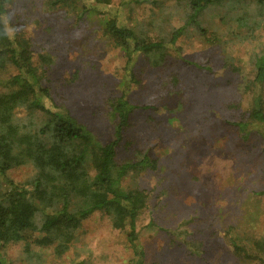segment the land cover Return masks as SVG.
Masks as SVG:
<instances>
[{
    "label": "rangeland",
    "instance_id": "rangeland-1",
    "mask_svg": "<svg viewBox=\"0 0 264 264\" xmlns=\"http://www.w3.org/2000/svg\"><path fill=\"white\" fill-rule=\"evenodd\" d=\"M49 1L14 0L8 21L32 39L37 63L39 54L51 57L43 83L56 103L107 142L113 134L107 105L120 91L123 51L105 31L107 16L85 11L82 0L60 7H50ZM244 2L238 11L257 16L258 6ZM111 9L121 21L154 37H168L185 24L186 11L175 0H114ZM224 14L225 9L211 6L200 18L204 35L189 25L163 57L158 52L137 63L130 100L138 105L152 100L158 108L131 115L128 146L122 144L119 157L134 160L145 145L158 160L156 169L123 182L137 183L148 194L149 204L136 219L145 264H264V252L254 245L264 238V196L258 194L264 189V141L253 125L243 141L225 122L239 119L246 109L249 95L236 85L254 76L252 56L264 51V23L239 26ZM174 84L186 87L176 97ZM163 86L170 94L161 101L155 94ZM15 115L26 124L46 121L42 111L24 107ZM35 173L27 163L7 176L29 188ZM128 231V226L115 228L108 214L96 213L61 254L36 245L41 235L34 233L28 234L32 254L23 241L1 252L12 264H133ZM234 236L246 253L234 250Z\"/></svg>",
    "mask_w": 264,
    "mask_h": 264
},
{
    "label": "trees",
    "instance_id": "trees-1",
    "mask_svg": "<svg viewBox=\"0 0 264 264\" xmlns=\"http://www.w3.org/2000/svg\"><path fill=\"white\" fill-rule=\"evenodd\" d=\"M13 1L0 0V86L7 89L0 93V264H12L1 252L8 244L23 241L28 254H32L29 233L41 235L35 237L36 245L63 253L82 223L96 213L108 214L117 229L129 227L127 240L133 251V264H145V252L137 241L136 219L149 204L148 194L137 183L125 186L123 182L131 174L156 169L158 160L145 145L138 149V159L119 157L122 144L128 146L126 135L134 125L131 115L137 109L158 108L152 100L141 105L130 100L133 85L138 81L137 63L140 58H151L158 52L163 57L189 25L204 35L206 28L200 18L211 6L225 9L223 16L229 15L239 26L247 21L255 27L261 26L264 0H251L260 13L251 18L237 9L242 8L239 5L245 3L244 0H175L186 11L185 24L173 28L168 37H154L121 21L111 9L114 0H82L85 11L107 16L105 31L114 46L123 51L120 91L107 105V116L113 124V134L107 142L99 140L86 124L70 115L67 107L54 100L50 86L43 83L51 57L39 54L37 63L32 39L23 28L11 26L13 22L8 18ZM77 1L51 0L47 4L60 7ZM133 1L142 0H124ZM236 38H240L238 33ZM252 61L253 78L246 82L239 80L236 85L241 93L249 95L246 109L239 119L225 122L239 132L243 141L248 140L251 134L248 127L253 125L264 141V51L255 53ZM174 85L175 97L179 96L180 87L186 88L182 84ZM168 93L169 89L163 86L161 93L155 95L163 101ZM21 107L42 111L46 121L42 125H37L33 119L27 124L21 123L15 115ZM27 163L36 169L29 188L7 176L11 168ZM258 194L264 196V189ZM236 239L237 236L232 239L234 250L238 254L246 253V248ZM254 245L264 252V238ZM251 257L258 258L246 256Z\"/></svg>",
    "mask_w": 264,
    "mask_h": 264
}]
</instances>
